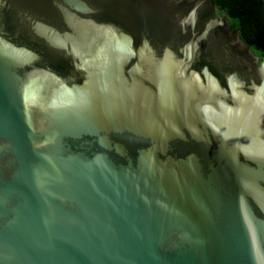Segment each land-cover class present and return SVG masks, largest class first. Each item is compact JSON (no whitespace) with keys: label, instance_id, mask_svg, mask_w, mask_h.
Listing matches in <instances>:
<instances>
[{"label":"water","instance_id":"1","mask_svg":"<svg viewBox=\"0 0 264 264\" xmlns=\"http://www.w3.org/2000/svg\"><path fill=\"white\" fill-rule=\"evenodd\" d=\"M0 264H264V62L212 0H0Z\"/></svg>","mask_w":264,"mask_h":264},{"label":"trees","instance_id":"2","mask_svg":"<svg viewBox=\"0 0 264 264\" xmlns=\"http://www.w3.org/2000/svg\"><path fill=\"white\" fill-rule=\"evenodd\" d=\"M225 13L232 30L264 62V0H212Z\"/></svg>","mask_w":264,"mask_h":264}]
</instances>
